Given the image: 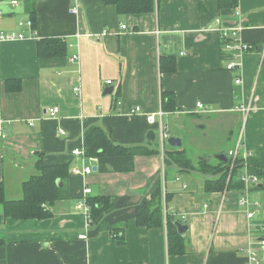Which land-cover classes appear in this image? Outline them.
Returning a JSON list of instances; mask_svg holds the SVG:
<instances>
[{"label":"crops","instance_id":"1","mask_svg":"<svg viewBox=\"0 0 264 264\" xmlns=\"http://www.w3.org/2000/svg\"><path fill=\"white\" fill-rule=\"evenodd\" d=\"M25 1L0 0V32L24 35L0 42V183L6 200H20L41 161L67 169L68 196L42 220L5 218L0 204V264H251L248 251H257V225L264 222L260 181L248 193L260 204L249 219L239 204L244 168L231 176L234 188L207 193L206 182L217 176L166 167L164 153L183 151L196 165L219 154L228 161L230 151L239 159L264 152V0H238L235 8H221L219 0H158L154 12L139 15H119L103 0H30L34 30L26 26ZM236 28L248 50L232 60L220 30ZM52 38L65 42L64 54L40 58L37 41ZM162 58H173L175 71L161 72ZM231 60L236 67L228 70ZM8 81L20 88L8 90ZM162 93L174 96V110L162 109ZM53 107L58 114L51 118ZM136 107L140 112L132 113ZM159 110L180 148L167 138L161 150L158 125L146 120ZM91 127L145 153L86 157ZM84 168L88 175L75 172ZM156 182L168 214L188 226L185 254H167L165 228L136 224ZM84 189L88 198L109 200L93 224L76 209Z\"/></svg>","mask_w":264,"mask_h":264},{"label":"trees","instance_id":"2","mask_svg":"<svg viewBox=\"0 0 264 264\" xmlns=\"http://www.w3.org/2000/svg\"><path fill=\"white\" fill-rule=\"evenodd\" d=\"M106 5L116 8L119 15H139L152 13L155 10L158 0H103ZM238 0H219L221 8H235ZM25 11L31 16L32 29H35V4L33 1L24 2ZM66 44L62 39H40L37 41V53L40 58L58 57L64 54ZM161 72L175 71L173 58H162L159 61ZM15 86V87H13ZM6 87L10 91L20 88L19 82L8 81ZM14 88V90L12 89ZM161 106L165 111L174 110V96L169 93H162ZM84 146L86 157H103L114 155H136L144 154L140 148L130 149L116 145L109 136L99 127H91L84 134ZM168 149H171L168 147ZM148 153V152H147ZM199 160L196 165L188 159L183 151H168L164 153V165H174L180 170H197L198 172L217 176L205 184L207 193L220 192L224 189H232L231 181L227 183L228 166L224 162ZM247 170L250 174L258 177L264 191V152H257L246 161ZM39 174L29 178L22 186V198L16 201H8L4 197L3 184L0 183V204L3 207L5 218L13 220H42L52 216L49 208L58 200L67 198V185L65 183L66 168L45 166L41 161L37 162ZM243 160L237 159L232 176L241 172ZM57 182L60 183L58 186ZM242 183H239V185ZM256 187L254 188V190ZM166 196L162 193L161 183L156 182L149 192V199L145 202L136 217V224L139 227L165 228L166 230V251L168 255H182L186 253L187 240L178 234L175 223L180 221L166 210ZM87 205L90 208V219L93 224L109 208V200L103 197L87 198ZM165 204V205H164ZM117 243H122L123 237L114 236ZM3 242L0 241V245Z\"/></svg>","mask_w":264,"mask_h":264},{"label":"built area","instance_id":"3","mask_svg":"<svg viewBox=\"0 0 264 264\" xmlns=\"http://www.w3.org/2000/svg\"><path fill=\"white\" fill-rule=\"evenodd\" d=\"M16 3V2H13ZM236 16H239V13L236 12L235 14ZM31 22H27L26 26L28 28H31ZM21 26V25H20ZM124 27H122L123 29ZM240 32V28H236V29H221L220 30V38L223 44V49L225 51H227L229 53V55H231L232 60L238 58L241 54H243L245 51L248 50V46L242 44L239 40L238 34ZM24 39V35L22 33H4V32H0V42L3 41H13V40H21ZM73 60H76V57H73ZM230 61L227 65V69L231 70L233 68L236 67V63L234 61ZM108 85H110V82H107ZM235 84L238 85L240 84V79L235 80ZM197 107L199 109H203V106L201 103L197 104ZM140 112V108L136 107L132 113H137ZM47 114L49 117L54 118L57 114H58V108H50L47 110ZM163 112L161 110L157 111L154 114L151 115H147L146 116V120L148 122V124L150 125H158V130L160 132V141H161V150L163 149V145H164V141L168 138L167 134H166V127L162 124L161 122V118L163 116ZM156 118H159V121L156 122ZM30 126H32V123H29ZM2 125L0 124V141L2 138H4L3 132H2ZM60 135H64V132L60 131L59 132ZM72 155L73 156H84V152L83 151H79V150H74L72 151ZM251 153H247L244 155V157H242L241 160H243V172L241 173V175L239 176V180L242 182L244 188L242 189V194L241 197L239 199V204L240 206H242L243 208L246 209L247 211V217L249 219H253L255 217V213L258 211V209L260 208V204L258 203H251L250 200L248 199V193L250 188L257 186L259 184V179L257 178V176L250 174L247 170V164L246 161L249 157H251ZM228 157H229V162L227 163L228 166V174H227V181H229L232 177V171L234 170L235 166H236V161L238 158L237 152L236 151H230L228 152ZM76 173H82L83 175H88L90 173V170L88 168H84L81 172L79 171H75ZM89 195V190L88 189H84L83 191V199L81 202H79L76 205V209L78 211H81L87 218V222L88 224L91 223V219H90V208L86 203V200L88 198ZM255 209V210H254ZM258 228V235H261L262 237L259 239L258 241V247H257V251H253L252 249H249L248 254H249V259L251 264H259V262H263L264 263V255L260 258V260L257 259V254L256 252H260V253H264V222L263 224H259L257 225ZM80 238L84 239L85 236H80Z\"/></svg>","mask_w":264,"mask_h":264},{"label":"water","instance_id":"4","mask_svg":"<svg viewBox=\"0 0 264 264\" xmlns=\"http://www.w3.org/2000/svg\"><path fill=\"white\" fill-rule=\"evenodd\" d=\"M112 93V88H109L107 89L105 92H104V95H109ZM154 134L152 132H150L148 134V138L149 139H153ZM167 144L171 147H174V148H180L181 147V142L180 140L176 139V138H168L167 139ZM210 159H215L217 161H220V162H224L226 163L227 159L225 157V155L223 154H219V155H213V156H209V157H206L204 158L205 161H209ZM58 186H60V183L57 182ZM258 188H262V185H259ZM175 226L177 228V232L180 236L182 237H185L186 236V233L188 231V226L186 224H181V223H175Z\"/></svg>","mask_w":264,"mask_h":264},{"label":"rangeland","instance_id":"5","mask_svg":"<svg viewBox=\"0 0 264 264\" xmlns=\"http://www.w3.org/2000/svg\"><path fill=\"white\" fill-rule=\"evenodd\" d=\"M262 194H264V192Z\"/></svg>","mask_w":264,"mask_h":264}]
</instances>
